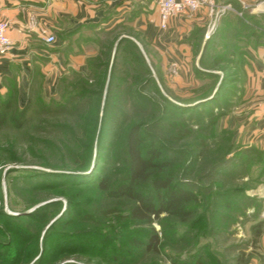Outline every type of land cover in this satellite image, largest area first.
<instances>
[{
  "label": "rangeland",
  "instance_id": "obj_1",
  "mask_svg": "<svg viewBox=\"0 0 264 264\" xmlns=\"http://www.w3.org/2000/svg\"><path fill=\"white\" fill-rule=\"evenodd\" d=\"M259 25L264 30V18ZM196 31L195 81L184 71L180 76L170 43L165 50L145 45L149 74L141 78L133 70L137 54L126 45V58L119 63L126 74L118 73L109 94L119 35L94 30L86 39L90 66L85 71L69 70L47 92L34 86L24 125L8 122L0 128V264H173L195 255L208 264L253 260V251H243L253 237L243 223L264 214V162L253 143H234L222 116L210 122L217 113L250 105L243 94H230L234 88L222 87L234 78L245 82L248 59L229 40L199 57L207 33ZM227 48L233 51L230 60L215 65L214 55ZM99 61L109 65L97 68ZM219 83L222 90L212 102L195 103ZM25 103L19 101L16 108ZM135 124L146 141L161 148L167 162L163 174L196 193L184 217L163 212L150 224L138 221L129 199L108 196L97 182H68L93 170L98 151L102 156L94 180L119 177L122 147ZM250 206L253 212L244 211ZM152 230L160 237L154 251L147 248Z\"/></svg>",
  "mask_w": 264,
  "mask_h": 264
},
{
  "label": "crops",
  "instance_id": "obj_2",
  "mask_svg": "<svg viewBox=\"0 0 264 264\" xmlns=\"http://www.w3.org/2000/svg\"><path fill=\"white\" fill-rule=\"evenodd\" d=\"M215 2L214 9L203 7L172 18L169 28L162 30L156 0H0V19L9 22L8 34L12 41L10 50L0 54V95L6 94L11 84H16L18 100H27L37 85L47 92L69 70L85 71L86 39L93 36L91 31L94 30L117 33V41L131 39L143 57L145 45L161 46L165 50L170 43L179 61L180 76L184 71L195 81L194 33L197 29L208 32L218 4L223 5L222 9L231 5L235 10L221 11L204 52L224 47L229 40L246 53L247 79L240 83L239 78H234L225 86L234 88L229 92L234 96L243 94L250 105L222 115L221 125L233 132L234 143H253L259 150V160L264 162V30L259 25L264 18V0ZM240 19L249 24L245 32L236 31L235 22ZM47 34H53L56 41L48 43ZM254 209L255 206H250L244 211ZM260 211L264 212V206ZM259 217L243 223L249 224L253 234L245 242L243 251H253L254 258L239 264H264V214ZM242 255L246 257L241 254V258Z\"/></svg>",
  "mask_w": 264,
  "mask_h": 264
},
{
  "label": "trees",
  "instance_id": "obj_3",
  "mask_svg": "<svg viewBox=\"0 0 264 264\" xmlns=\"http://www.w3.org/2000/svg\"><path fill=\"white\" fill-rule=\"evenodd\" d=\"M248 18L253 20L250 16ZM235 23L237 32H244L249 27V24L243 19L237 20ZM126 45L132 46L137 54L136 59L138 61L133 70H136L141 78L149 74L144 62V57L137 45L131 39H121L110 69L109 94H111L112 90L116 89L115 87L119 76L118 73H120V71H122L121 74L126 72L127 68H125L123 64L119 65V63L126 58L124 54H122L124 46ZM226 51L214 55L213 59L215 65H219L225 60H230L231 57L229 54L233 51L228 49L229 53H225ZM204 56L205 54L203 57ZM87 61L86 65L90 66ZM128 63H130V61ZM108 65L109 62L107 61H99V63H97V68L102 69ZM225 81H227V79H225ZM140 82L137 81L136 84ZM144 82L145 79L142 80V84ZM148 82L149 81H147V83ZM226 83L227 82L223 84V88ZM100 86H103V81L100 83ZM222 87H220L216 96L220 94ZM116 95H118V93ZM212 100L213 99L202 102L199 105H207L209 102H212ZM18 102L17 85L11 84L8 92L4 95H0V128L8 122H12L17 128H21L24 125L30 107L31 95H29L25 105L20 109L16 108ZM221 116L222 113L215 114L210 120L211 124H215ZM146 140L147 138H145L144 131L140 124H135L127 134L122 147L119 177L114 178L112 174H107L100 177L98 181L94 180L97 176L96 170L99 169L98 166L102 156L100 151H98L93 170L85 174L70 176L68 182H75L74 180H77V178L78 180H82V184L97 182L96 186L101 191L107 193L108 196L112 198L129 199L132 202V217L138 221H145L150 224L154 221L153 216L158 218L163 212L171 216L184 217L188 212L186 209L187 204L196 200L197 195L182 183L173 182L171 178L163 174V169L166 167L167 162L165 163L162 159L163 154L161 148L157 146L155 141L149 142ZM81 167L86 170L89 168V163H83ZM147 181H149L150 184L147 183ZM148 236L149 241L147 242V248L154 251L158 248L157 246L160 241L159 234L155 230H152ZM134 244H138V242L134 240ZM173 264H208V261L201 255H195L187 259L175 260Z\"/></svg>",
  "mask_w": 264,
  "mask_h": 264
},
{
  "label": "built area",
  "instance_id": "obj_4",
  "mask_svg": "<svg viewBox=\"0 0 264 264\" xmlns=\"http://www.w3.org/2000/svg\"><path fill=\"white\" fill-rule=\"evenodd\" d=\"M157 11L159 14V25L162 29L169 27L170 20L182 14H188L198 11L203 7H216L215 0H156ZM235 10L231 5H225L222 12L225 10ZM9 22L0 19V54H6L12 45V41L8 34ZM45 40L48 43L56 41L53 34H47Z\"/></svg>",
  "mask_w": 264,
  "mask_h": 264
},
{
  "label": "water",
  "instance_id": "obj_5",
  "mask_svg": "<svg viewBox=\"0 0 264 264\" xmlns=\"http://www.w3.org/2000/svg\"><path fill=\"white\" fill-rule=\"evenodd\" d=\"M222 6H223V5H222L221 3L218 4V9H217V12H216V15H215V18H214L213 25H212V27L208 30V32H207V34H206V36H205V38H204V41H203V43H202V47H201V51H200V53H199V57L202 56V54H203V52H204V50H205L206 44H207L209 38L211 37L213 31H214V28H215V25H216V23H217V20H218L219 16L221 15ZM120 40H121V39H119V40L117 41V43H116V47H115V50H114V52H113L112 60H113L114 57H115L116 49H117V46H118ZM219 89H220V83L216 86V88L214 89V91L212 92V94H211L210 96H208V97L205 98V99L198 100V101H196L195 103H196V104H199V103H202V102H205V101H208V100L212 99V98L217 94V92L219 91ZM195 103H194V104H195ZM95 157H96V155H95ZM93 166H94V162H93V164L91 165L90 168H93Z\"/></svg>",
  "mask_w": 264,
  "mask_h": 264
}]
</instances>
